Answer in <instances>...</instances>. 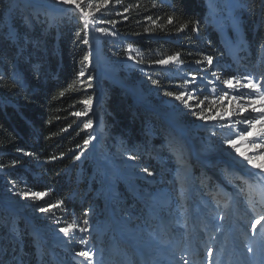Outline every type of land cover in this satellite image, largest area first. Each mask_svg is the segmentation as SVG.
Segmentation results:
<instances>
[{
    "label": "rangeland",
    "instance_id": "rangeland-1",
    "mask_svg": "<svg viewBox=\"0 0 264 264\" xmlns=\"http://www.w3.org/2000/svg\"><path fill=\"white\" fill-rule=\"evenodd\" d=\"M10 2L13 9L48 24L68 10L86 21L74 5L58 0ZM203 2L205 24L217 33L224 54L204 49L208 42L197 34L202 49L197 63L176 59L147 67L132 48L123 60L105 56L119 37L103 20L105 6L97 11L99 4L81 0L92 13L86 28L87 65L95 71L99 96L89 109L91 139L64 173L76 185L70 198L86 210L68 211L49 192L35 198L31 193L38 191L24 176L13 178L0 170V260L6 241L17 245L29 240L34 261L42 264H264V220L252 227L264 217V168L254 166L264 165V136L258 135L260 123L250 129L243 122L264 113L252 111L262 106L260 101L244 111L238 107L251 104L249 96L264 93V43L250 49L245 41L243 23L250 11L241 0ZM223 33L229 41H223ZM244 77L260 93L223 83L235 78L244 84ZM164 81L174 95L162 99L157 86ZM105 86L121 89L165 126L156 135L163 147H140L132 156L136 148L125 150L118 137L107 136L97 110ZM237 90L244 99H232ZM182 93L187 104L175 98ZM244 129L252 135L242 138ZM230 139L235 147L226 142ZM191 145L199 153L192 155ZM245 157L255 158L254 164ZM69 225L67 234L60 230ZM126 247L134 250L133 258ZM81 251L90 259L78 255Z\"/></svg>",
    "mask_w": 264,
    "mask_h": 264
},
{
    "label": "trees",
    "instance_id": "trees-1",
    "mask_svg": "<svg viewBox=\"0 0 264 264\" xmlns=\"http://www.w3.org/2000/svg\"><path fill=\"white\" fill-rule=\"evenodd\" d=\"M241 2L250 11L243 36L250 49H259L264 43V0ZM104 6L103 20L119 37L117 46L107 47L108 58L123 60L132 48L147 67L176 54L178 61L197 63L202 51L197 34L208 42L204 49L224 54L217 33L205 24L203 0H109ZM85 23L68 10L61 20L48 24L13 9L10 0H0V170L13 178L24 176L34 191L49 192L76 214L84 213L86 205L79 207L70 198L76 185L64 172L91 139L85 125L93 120L89 109L99 96L95 71L87 65L90 45L83 42L89 38ZM168 84L158 83L162 99L174 95ZM97 110L109 138L118 137L125 150L136 148L132 156L140 147L152 146V151L163 147L156 138L165 126L121 89L105 86ZM77 112L82 115H74ZM30 243L6 241L0 263L42 264L34 261Z\"/></svg>",
    "mask_w": 264,
    "mask_h": 264
},
{
    "label": "snow or ice",
    "instance_id": "snow-or-ice-1",
    "mask_svg": "<svg viewBox=\"0 0 264 264\" xmlns=\"http://www.w3.org/2000/svg\"><path fill=\"white\" fill-rule=\"evenodd\" d=\"M58 2H60L62 4H71V5H74L75 8L77 10H79V12L82 13V15L85 17V19H86L85 27L88 26L87 18L91 17L92 16V13L90 11H86L85 8L81 6V0H58ZM108 2H109V0H101V3L96 6V10L97 11H100V9L104 5H107ZM88 7L90 8L91 5H88ZM168 22L170 24L173 22V20H172L171 17H169ZM97 31L104 32L105 29L98 28ZM83 42L85 44L88 43L87 39H85ZM178 57H179V54H176L175 56H169L166 59L157 61V63H160V64H168L170 61H173V60L178 59ZM85 59H87V57H85ZM207 62L209 64H211L212 63V57H208L207 58ZM80 75L83 76L84 73L81 72ZM243 79L246 80L247 83L241 84V81L240 80H236L235 78L226 79V80L223 81V83L228 88L233 89V90H236V85H241L244 88H249V89H251V90H253V91L257 92V93H260L259 86L250 77H244ZM169 95H172V93H169ZM225 95H227V94H225ZM175 98L177 100H181L185 104H187V100L185 99V94L182 93L180 95H177ZM248 98L251 100V104H249L247 106L238 105V107L240 108V111H244L245 107H252V105H254L257 101H260V103H261L262 106L259 107V108L252 107V111L264 113V93H261L260 95H257V96H249ZM188 99H192V97H188ZM232 99L233 100H242V99H244V96L242 94H240L239 91L237 90V95L236 96H233ZM83 103L89 104L90 101L85 100V101H83ZM74 115L81 116L82 113L77 112V113H74ZM201 118H203V117H201ZM243 122L244 123H247L248 125H250V129H255L256 128V125L258 123H260L261 124V130L258 133V135L264 136V115H261L259 117V119H248L246 117ZM90 126H91V121H89L88 124L85 125V127H90ZM250 129H244L242 131L241 137L242 138H246L247 136L252 135V132H251ZM226 142L228 144L232 145L233 147H235V141L234 140H231L230 139V140H228ZM85 143H87V141H85ZM237 151H239V149H237ZM241 155H244V154L241 153ZM245 158L248 160V163L249 164H254V159L255 158H253V157H245ZM254 166L255 167H258V168H264V165H255L254 164ZM144 171L145 172H148L147 169H144ZM148 174L151 175V173H148ZM22 195L28 196L29 193L25 192V193H22ZM31 195L33 197H35V198H42V197H44L46 195V193H44V192H34V193H31ZM41 211H46V209L41 208ZM261 220H264V217H260L259 219L256 220V222L252 225L253 229H255L256 224H259L261 222ZM85 223H87V221H85ZM70 227H71V225H69L68 227H65V228H61L60 230L62 232H64V233L67 234ZM78 255H80L82 257H85L86 259H90V254L88 252H86V251H81V252L78 253ZM185 264H187V261H185Z\"/></svg>",
    "mask_w": 264,
    "mask_h": 264
},
{
    "label": "bare ground",
    "instance_id": "bare-ground-1",
    "mask_svg": "<svg viewBox=\"0 0 264 264\" xmlns=\"http://www.w3.org/2000/svg\"><path fill=\"white\" fill-rule=\"evenodd\" d=\"M222 32H225L224 30L222 31ZM222 36H223V41H229L228 40V38H226V35L223 33L222 34ZM192 149L194 150V152H195V149L192 147ZM196 152H198L199 153V149H196ZM193 155V154H192ZM253 172V171H252ZM263 172V171H262ZM257 174H260V173H258V172H256ZM252 175V174H251ZM263 178V177H262ZM121 239H124L123 237L121 238Z\"/></svg>",
    "mask_w": 264,
    "mask_h": 264
}]
</instances>
